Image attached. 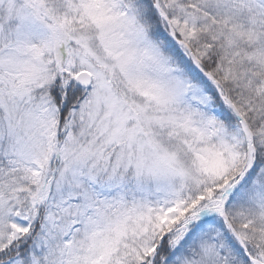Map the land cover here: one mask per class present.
I'll return each mask as SVG.
<instances>
[{"label": "snow or ice", "instance_id": "snow-or-ice-1", "mask_svg": "<svg viewBox=\"0 0 264 264\" xmlns=\"http://www.w3.org/2000/svg\"><path fill=\"white\" fill-rule=\"evenodd\" d=\"M0 264H264V0H0Z\"/></svg>", "mask_w": 264, "mask_h": 264}]
</instances>
